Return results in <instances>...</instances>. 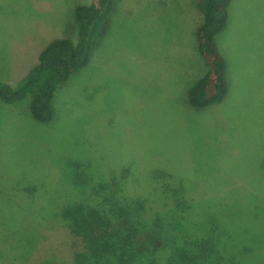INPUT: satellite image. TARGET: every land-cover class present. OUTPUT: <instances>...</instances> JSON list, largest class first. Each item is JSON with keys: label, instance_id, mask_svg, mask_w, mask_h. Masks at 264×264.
Returning a JSON list of instances; mask_svg holds the SVG:
<instances>
[{"label": "rangeland", "instance_id": "obj_1", "mask_svg": "<svg viewBox=\"0 0 264 264\" xmlns=\"http://www.w3.org/2000/svg\"><path fill=\"white\" fill-rule=\"evenodd\" d=\"M90 1L0 0V81L19 82L54 37L75 41L74 8ZM111 6L90 35L88 64L56 89L51 120L32 118L29 96L0 100V264H74L80 240L60 210L113 171L145 173L142 185L148 171H175L190 183L183 199L198 201L195 223L212 208L238 241L244 233L259 245L247 260L264 263V0H230L216 37L228 93L203 108L187 101L207 68L194 37L196 1ZM130 184L127 198L139 194ZM151 196L149 214L176 203Z\"/></svg>", "mask_w": 264, "mask_h": 264}, {"label": "trees", "instance_id": "obj_2", "mask_svg": "<svg viewBox=\"0 0 264 264\" xmlns=\"http://www.w3.org/2000/svg\"><path fill=\"white\" fill-rule=\"evenodd\" d=\"M116 1L77 4L76 40L59 36L47 42L37 62L19 82L11 85L0 81V100L14 102L29 96L32 118L51 120L56 89L88 64L90 35L96 21L104 8H112ZM195 1L201 20L194 37L207 68L188 88L187 101L194 108H203L221 102L228 93L227 62L216 37L227 24L230 0ZM107 25L105 18L100 38ZM143 176L145 179V173ZM144 179L140 173L138 179L135 171H113L109 180L90 187L89 198L63 205L60 215L81 244L74 264H255L246 256L253 255L249 257L253 260L259 245L254 246L248 241L252 238L244 233L239 234L242 240L238 241L237 235H233L234 226L222 214L216 215L209 208L204 219L195 223L196 218L191 215L198 201L184 200L190 186L185 184L187 179L181 181L175 171H148L149 185H142ZM124 183H137L130 186H139L140 195L128 191L131 198L125 197ZM81 185L84 190L89 188L88 182ZM151 194L162 195L165 200L173 197L176 203L171 209L149 214L147 200L153 198Z\"/></svg>", "mask_w": 264, "mask_h": 264}]
</instances>
